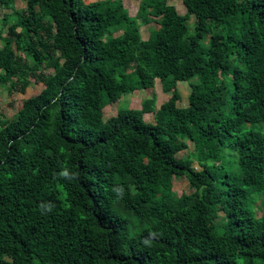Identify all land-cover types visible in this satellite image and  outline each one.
<instances>
[{
  "label": "trees",
  "instance_id": "16d2710c",
  "mask_svg": "<svg viewBox=\"0 0 264 264\" xmlns=\"http://www.w3.org/2000/svg\"><path fill=\"white\" fill-rule=\"evenodd\" d=\"M15 1L0 0L2 82L13 46L53 73L0 125V264H264V0H181L184 15L141 0L136 17L124 0ZM156 80L166 102L103 120ZM182 177L193 192L178 197Z\"/></svg>",
  "mask_w": 264,
  "mask_h": 264
},
{
  "label": "rangeland",
  "instance_id": "374dc122",
  "mask_svg": "<svg viewBox=\"0 0 264 264\" xmlns=\"http://www.w3.org/2000/svg\"><path fill=\"white\" fill-rule=\"evenodd\" d=\"M96 1L103 0H83V2L86 4ZM140 1L141 0H124V2L129 7V14L131 17L137 16ZM168 4L173 5L181 15L186 13L181 0H168ZM13 6L20 12H24L26 8V4L22 0H16ZM3 13L4 10L0 8V18L2 17ZM193 21L194 19L191 18L189 23L191 24ZM137 23L140 28L141 39L144 41L147 40L151 32L159 28L156 23V19L152 17L148 23H143L141 19H138ZM5 37H7V27H4L1 33L0 49L5 46V41L3 40ZM12 51L14 52L16 66H18V72L13 80V90L9 91L10 84L2 82L1 77L3 76L4 72L0 70V125L7 119H11L22 107V104L26 99L38 95L45 87L42 81L53 73L51 69L45 68L44 64L46 59L41 60L39 66H32V63L25 56V51H23V49L16 50L15 46H13ZM191 82L195 83L196 79L191 80ZM177 89L181 97L180 101L178 102V106L180 108L187 107L188 97L190 95L189 82H179L177 84ZM154 94L156 96V108H158L162 103L166 102L169 98V96L161 93L159 80H156L154 88L138 90L132 94H124L116 103L108 104L103 109V120L106 121L107 119L116 116L117 112L120 110L141 109L142 103L146 100H150ZM144 121L147 123H154L153 114L144 115ZM191 148L192 147L190 146L189 150L180 152L177 155V158H187ZM230 152L229 154L231 157L235 158L237 156L236 151ZM193 167L197 171L201 170V165L196 162L193 163ZM173 192L179 197L181 194H190L193 192V190L190 188L186 179L182 177L173 180ZM260 215L261 213L258 212L257 216Z\"/></svg>",
  "mask_w": 264,
  "mask_h": 264
},
{
  "label": "clouds",
  "instance_id": "9594fccd",
  "mask_svg": "<svg viewBox=\"0 0 264 264\" xmlns=\"http://www.w3.org/2000/svg\"><path fill=\"white\" fill-rule=\"evenodd\" d=\"M61 179L70 181L77 178V174L74 172H71L67 167H61L60 172L57 174ZM112 191L118 198H122L124 195V188L122 186H115L113 187ZM55 205L52 202H42L39 205V208L42 213H50ZM158 236L157 233L151 232L149 233L148 237H145L142 241V243L147 246L151 247L152 241Z\"/></svg>",
  "mask_w": 264,
  "mask_h": 264
}]
</instances>
